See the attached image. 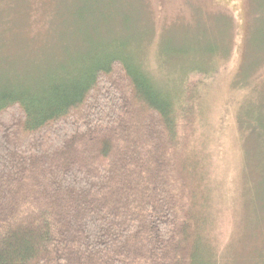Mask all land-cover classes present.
I'll return each mask as SVG.
<instances>
[{"label": "trees", "instance_id": "1", "mask_svg": "<svg viewBox=\"0 0 264 264\" xmlns=\"http://www.w3.org/2000/svg\"><path fill=\"white\" fill-rule=\"evenodd\" d=\"M82 1L79 18L101 15L100 0ZM189 59H177L184 87L168 88L111 33L69 71L3 83L0 264H217L191 147L190 77L213 71Z\"/></svg>", "mask_w": 264, "mask_h": 264}, {"label": "rangeland", "instance_id": "2", "mask_svg": "<svg viewBox=\"0 0 264 264\" xmlns=\"http://www.w3.org/2000/svg\"><path fill=\"white\" fill-rule=\"evenodd\" d=\"M81 6L0 0V87H34L44 74L69 71L111 33L137 43L168 88L187 81L177 59L204 60L213 72L190 77L202 238L217 264H264V0H100L101 15L79 18Z\"/></svg>", "mask_w": 264, "mask_h": 264}]
</instances>
